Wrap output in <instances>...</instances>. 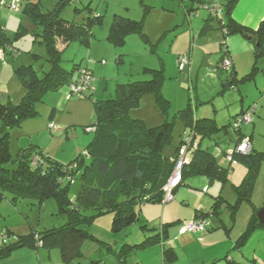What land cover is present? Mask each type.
Instances as JSON below:
<instances>
[{"label": "rangeland", "instance_id": "374dc122", "mask_svg": "<svg viewBox=\"0 0 264 264\" xmlns=\"http://www.w3.org/2000/svg\"><path fill=\"white\" fill-rule=\"evenodd\" d=\"M204 1L207 0H21L22 9L17 11L10 6L12 0H0V29L5 32L11 47L6 50L5 58H0V98H10L14 103L20 102L26 91L16 73L18 67L32 65L40 76L51 69L48 50L42 42V28L24 9L26 5L38 4L41 11L60 8L62 17L77 22H82L89 14V6L102 18L93 26L90 47L75 40L62 53V65L66 69L72 70L75 63H81L93 70L90 92L70 96L69 84L46 92L44 99L37 104L38 115L11 129L12 155L16 157L20 147L34 144L53 160L68 163L85 151L95 134L92 124L96 120V112L89 94L97 100L115 97L119 83L150 77L144 73L145 67L163 68L162 92L168 101L167 107L165 109L157 101L154 93H146L130 114L145 120L150 126L173 121L172 141L164 147L165 155L174 156L179 148L182 154L186 153L187 146L183 139L185 130L189 128L177 114L189 103L196 117H214L220 126L225 125L210 137H205L201 144L226 167L230 166V162L225 152L234 148L239 137L231 125L232 116L243 106L257 103L254 123H242L241 131L245 137L252 135L256 150L264 151V55L255 59L259 69L253 79L240 83L239 88L230 86L224 89L227 72L219 74L216 69L222 43L219 38L216 41L215 36H220L221 31L203 30L209 17V11L200 6ZM223 1L218 0V3ZM116 15L142 20L145 34L133 32L126 36L124 43H114L108 36ZM222 16H226L225 12ZM210 22L216 24L217 19ZM185 54L190 58L192 55L193 61L191 59L184 68H180L179 56ZM50 123L59 128L52 131ZM189 156L191 158L192 154ZM11 166H16V163H11ZM247 171V164L239 161L230 169L225 181L215 179L210 183L205 175L188 176L185 183L173 192L174 224H177L179 217H191L196 207L209 210L213 195L221 194L228 206L208 216L210 229L204 230L210 235L201 248L227 243L225 253L229 252L234 264H264V227L253 228L243 235L256 207L259 211L264 205V158L256 175L251 201L242 200L234 211L231 205L237 201L234 184L241 183ZM82 190L81 179L73 178L69 190L71 199L80 200ZM83 211L92 215L98 210L91 203H84ZM113 217L110 212L97 214L84 227L102 240L122 246L124 242H133L136 238L141 240L144 233H152V229L142 227L144 223L148 228L157 226L161 229L163 226V210L156 203L143 205L140 220L120 230L113 228ZM65 221L66 216L59 211L53 197L41 205L32 198H20L14 203L11 194L0 200V231L9 229L13 237L33 229L41 232L46 227L59 226ZM239 238L241 240L237 246ZM106 250L107 247L100 241L92 239L75 262L92 264V259L103 257L101 252L105 253ZM186 251L174 264H187ZM138 252L133 251L130 255L132 264H136ZM217 262H226V259Z\"/></svg>", "mask_w": 264, "mask_h": 264}, {"label": "trees", "instance_id": "16d2710c", "mask_svg": "<svg viewBox=\"0 0 264 264\" xmlns=\"http://www.w3.org/2000/svg\"><path fill=\"white\" fill-rule=\"evenodd\" d=\"M237 2L238 0H225L221 4L226 16L219 18L220 28L225 37L231 34L252 36L250 41L255 45V56L258 59L264 55V18L256 29L238 22L232 16ZM24 9L28 10L37 25L42 28V42L47 47L51 69L40 76L32 65H21L16 69V73L26 90L25 95L18 103H14L10 98L5 100L0 98V200L11 194V201L14 203L20 198H32L41 205L46 199L53 197L58 203L59 211L66 216V221L59 226L46 227L41 232L33 229L29 233L16 234L14 237L10 230L6 229L9 237L0 243V258L24 246L58 247L63 261L72 263L83 255L87 243L95 239L107 247V252L99 259H92V264H128L127 257L135 249L157 243L164 244L168 236V227L174 222L164 223L162 231L158 232V228H148L144 223L142 227L153 231L156 229V232L145 234L139 241L124 242L122 246L102 240L84 226L97 214L110 212L114 215L113 228L120 230L140 220V212L145 203L164 202V186L173 173L177 158L182 154L180 148L174 156L165 155L163 152L164 147L172 141L173 121L150 126L145 120L130 114L132 108L139 106L142 96L146 93H154L157 101L166 109L168 101L162 92L164 70L145 67L144 73L149 74L150 77L119 83L115 97L97 100L92 98L90 93L96 112V120L92 124L95 134L85 151L68 163L63 164L53 160L34 144L20 147L17 156L14 157L10 150L11 129L37 116L39 113L37 104L44 99L46 92L68 84L75 75L76 69L85 66L75 63L72 70L66 69L62 65L63 50L75 40L90 47L93 26L102 21L101 15L93 12L89 6V14L82 22L62 17L60 8L41 11L38 4L32 3L26 5ZM208 27L207 23L203 25V29ZM133 32L145 34L143 21L116 15L108 37L114 43L122 44L126 36ZM9 43L5 32L0 29V48H5ZM222 50L223 55L216 69L219 74L227 72L224 89L230 86L239 88L240 83L255 77L259 69L256 62L248 73L240 77L233 66L228 70L220 68L219 64L228 51L224 48ZM89 92L90 90L85 95ZM252 105L254 104L243 106L232 116L231 125L239 133L235 145L245 137L241 131L242 125L236 126L235 121ZM177 115L189 128L185 131L193 134V141L187 152L188 156L190 154L192 156L191 158L189 156L188 162L184 164L181 181L174 190L184 184L188 176L194 174L208 176L210 183L215 179L227 180L234 163L229 160V167L222 165L216 155L201 144L205 137H210L214 132L225 128V125L220 126L214 117H196L191 103L181 109ZM185 140L186 135L183 143ZM233 158L236 163L243 161L248 166L241 183L234 184L237 192V201L231 204L234 211L242 200L251 201L264 151L253 147L248 153L235 152ZM11 163H16V166H11ZM75 177L83 182L81 197L77 201H73L69 195L70 183ZM223 198L221 194L215 195L210 209L199 210L194 218L200 216L209 220L208 216L211 213H219L220 208L228 206ZM83 202L87 205L91 203L98 210L97 213L85 214ZM257 211L258 207L252 214L247 231L243 235L253 228L264 227V222L259 220ZM179 222L181 221L176 222V227ZM207 229H210L209 226ZM240 238L237 240V246ZM163 252L167 264L177 259L173 247H164ZM224 258L228 259L229 264H234L228 255Z\"/></svg>", "mask_w": 264, "mask_h": 264}, {"label": "crops", "instance_id": "0c3cea01", "mask_svg": "<svg viewBox=\"0 0 264 264\" xmlns=\"http://www.w3.org/2000/svg\"><path fill=\"white\" fill-rule=\"evenodd\" d=\"M207 1H212V0H207ZM215 1L218 2V0ZM223 2L220 4H223ZM208 15L209 17H207L205 23H207L209 27L203 30L207 31V30L220 29L219 31H221L220 36L218 35L215 36V39L219 38L220 42L222 43V45L220 46L221 55L219 59L223 55L222 49L223 48L227 49L230 57L233 60V67L235 68V71L237 72L238 76L240 77L248 73L253 67L256 59L255 58L256 49L253 42H250L249 39L245 38L241 34H231L225 37L223 30H221L220 28L219 18L215 17L210 11ZM232 16L238 22L250 28L256 29L259 26L261 20L264 18V0H238V2L236 3L233 9ZM214 19H217L216 24L210 22ZM192 51H193V46H192ZM191 57L192 58H190V60L192 59L193 61V56L191 55ZM219 59L217 60V63ZM249 137L251 138L254 147L252 135H249ZM233 165L231 169L233 168ZM212 198H214V195ZM166 202L164 201V202L156 203L158 207L162 208L163 210V217L161 218L163 224L174 222V198L170 200V202L169 201ZM146 204L149 203H145L144 206ZM199 210H200L199 207H196L191 217L189 218L185 217V219H181V217H179L178 220L179 221L190 220L195 217L196 212H198ZM168 213H169V217H167L168 218L167 219L166 216ZM176 226L177 225L173 224L168 227V231H167L168 236L165 239L164 244L157 243L144 248L135 249L134 250L135 252L136 251L138 252V250L141 251L138 252V255L136 256L137 257L136 264H167L164 261V254H163L164 247L174 248L177 254L176 260L180 259L181 253L188 249V251H186L187 264H229L228 259H226V262H217L219 259L224 258V256L226 255H228L229 259H231L234 262V259L232 258V256H230L229 252L227 251L225 253L226 250L225 248L228 246L227 243L225 245V243L222 242L221 244L217 243L211 246L209 245L207 248L204 247L201 248L202 243L205 242V240L209 237L210 235L209 232H206L205 230H200L197 232H186L183 234H179L178 227ZM154 228L156 229L158 228L157 232L162 231V229H159V227L157 226H155ZM156 229L155 231L152 230V233L156 232ZM145 234L148 233H144L143 235H141V237L142 236L144 237ZM139 240L140 239L137 238L135 239V241H139ZM135 241L133 240V242ZM101 253L104 254V251H102ZM132 254L133 251L127 257L128 264H132L130 261V255ZM220 254L223 255L221 256ZM75 261L76 260L72 261V263H66L62 259L58 247L46 248L43 246L37 248L24 246L16 250H13L10 255L0 258V264H79L76 263ZM171 264H174V262H172Z\"/></svg>", "mask_w": 264, "mask_h": 264}, {"label": "built area", "instance_id": "2783aa9c", "mask_svg": "<svg viewBox=\"0 0 264 264\" xmlns=\"http://www.w3.org/2000/svg\"><path fill=\"white\" fill-rule=\"evenodd\" d=\"M10 6L20 11L22 9L21 6V0H12L10 3ZM201 7L205 8L206 10L210 11L212 14H214L217 17H220L223 12V6L219 4L216 1L212 2H202ZM7 49H11L10 45H7L5 48H0V58H5V52ZM186 63H190V56L188 54L180 55L179 56V67L184 68ZM233 66V60L230 57L228 51L225 53L224 58L222 62L219 64L220 68H223L224 70H228ZM93 83V71L87 67V66H80L77 68V73L74 75L72 80L68 83L70 87V96L72 95H82L88 92L91 89V85ZM69 96V97H70ZM257 104H254L250 106L246 111H244L235 121L236 126H241L244 122H250L253 121L254 118V112L256 111ZM49 127L51 130H55L59 128L58 126L54 125L53 123L49 124ZM186 135V146L187 150L186 153L181 154L175 164V168L173 170V173L167 183L164 186V201H170L174 198L173 192L174 188L180 183L182 178V169L185 163L188 162L189 156H188V150L191 142L193 141V134L188 133L185 131ZM253 144L250 137H244L242 140H240L236 145L235 148L229 150L226 153V158L233 163H236V160H234L233 155L235 152L238 153H248L252 151ZM209 225V220L205 217H196L192 218L190 220L181 221L178 223V232L179 234H183L186 232H197L200 230H204ZM8 233L5 230L0 231V241L8 239Z\"/></svg>", "mask_w": 264, "mask_h": 264}, {"label": "water", "instance_id": "95a60500", "mask_svg": "<svg viewBox=\"0 0 264 264\" xmlns=\"http://www.w3.org/2000/svg\"><path fill=\"white\" fill-rule=\"evenodd\" d=\"M244 37L247 38V39H249V40L252 39V36L247 35V34H245ZM257 44H259V43H257ZM224 85H226V81H225ZM258 217H259V220L261 222H264V205L259 209V211H258Z\"/></svg>", "mask_w": 264, "mask_h": 264}, {"label": "clouds", "instance_id": "9594fccd", "mask_svg": "<svg viewBox=\"0 0 264 264\" xmlns=\"http://www.w3.org/2000/svg\"><path fill=\"white\" fill-rule=\"evenodd\" d=\"M219 4H220V3H219ZM222 6H223V5H222ZM223 10H224V7H223ZM213 15H214V14H213ZM214 16H215V15H214ZM221 16H222V14H221ZM221 16H220V17H221ZM215 17H217V16H215ZM220 17H218V18H220Z\"/></svg>", "mask_w": 264, "mask_h": 264}]
</instances>
